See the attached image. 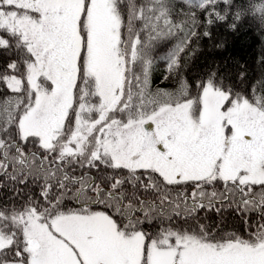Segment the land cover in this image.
Returning <instances> with one entry per match:
<instances>
[{
  "label": "snow or ice",
  "instance_id": "obj_1",
  "mask_svg": "<svg viewBox=\"0 0 264 264\" xmlns=\"http://www.w3.org/2000/svg\"><path fill=\"white\" fill-rule=\"evenodd\" d=\"M242 23L264 0H0V264H264V54L189 70Z\"/></svg>",
  "mask_w": 264,
  "mask_h": 264
},
{
  "label": "trees",
  "instance_id": "obj_2",
  "mask_svg": "<svg viewBox=\"0 0 264 264\" xmlns=\"http://www.w3.org/2000/svg\"><path fill=\"white\" fill-rule=\"evenodd\" d=\"M226 44L222 50L207 47L206 41L200 42L201 51L189 61V70L193 75L203 73L211 67H218L221 73H235L244 68L251 71L255 68L256 59L264 54V34L257 32L250 24L242 23L231 36H224ZM174 43V38L160 39L150 42L144 50V55L154 62V87H168L163 81L165 54ZM233 78V77H229ZM5 196L7 188L0 189Z\"/></svg>",
  "mask_w": 264,
  "mask_h": 264
},
{
  "label": "water",
  "instance_id": "obj_3",
  "mask_svg": "<svg viewBox=\"0 0 264 264\" xmlns=\"http://www.w3.org/2000/svg\"><path fill=\"white\" fill-rule=\"evenodd\" d=\"M149 127H150V125H149Z\"/></svg>",
  "mask_w": 264,
  "mask_h": 264
}]
</instances>
